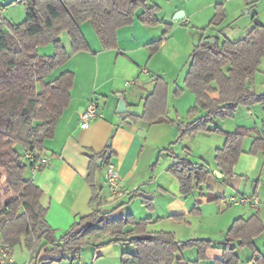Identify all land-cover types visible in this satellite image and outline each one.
Returning <instances> with one entry per match:
<instances>
[{
  "label": "trees",
  "instance_id": "1",
  "mask_svg": "<svg viewBox=\"0 0 264 264\" xmlns=\"http://www.w3.org/2000/svg\"><path fill=\"white\" fill-rule=\"evenodd\" d=\"M12 1L23 4L25 17L13 23L0 11V163L9 177L7 189L13 192L5 200L0 195V242L9 251L23 243L33 264H53L64 258L67 264H74L80 258L82 247L98 248L114 242L134 248V251L123 249L118 264H187L178 254L193 247L196 257L191 263L199 264L206 258V250L212 247L209 240H177L169 231L150 230L149 225L156 219L135 218L132 214L111 219L110 210L99 207L101 191L96 189L93 173L97 169V160L105 167L110 162L107 151L88 156L85 178L92 191L90 203L94 208L77 217L59 237L46 220L47 207L40 200L42 189L24 175L29 168L25 154L43 155L45 140L53 138L56 123L70 103L73 72L63 71L53 79H46L70 57L60 34L67 33L71 52L88 50L80 30V25L88 22L102 49H112L116 47L117 30L130 25L136 17L144 26L166 25L161 37L148 44L155 50L165 39L170 26L158 16V5L150 0ZM139 9L141 11L136 15ZM223 17L222 3H218L209 25L218 24ZM253 18H256L255 14ZM210 38L214 39L213 43L208 41ZM49 43L53 45V54L39 55L37 47ZM263 56L264 23L257 19L249 31L236 40L201 35L192 47L183 79L184 89L194 96V104L186 112L189 120L175 122L168 118L167 83L160 76L154 78L152 90L144 97L142 113L127 112L124 115L150 124L175 123L179 135L170 145L199 131L222 132L224 141L214 152L215 167L223 176H232V167L243 151L242 143L246 137L252 136L247 152L260 153L264 157V129L241 126L224 132L214 122L231 116L239 106L264 103V89L256 92L250 86ZM182 90L176 88L173 93L178 95ZM200 111L202 114L196 116ZM163 150L169 152L170 146L160 151ZM171 155L173 161L168 172L178 181L182 196L199 189L212 172L204 160ZM157 158L150 166L151 172ZM208 199L218 200L219 197ZM140 203L153 209L148 198L141 197ZM175 218L183 219V216ZM262 233L264 223L257 213L247 218H235L225 233L220 258L211 264H240L238 251L243 248L252 250L249 262L264 264V256L256 252L253 245L254 238ZM52 253L58 256H51Z\"/></svg>",
  "mask_w": 264,
  "mask_h": 264
},
{
  "label": "crops",
  "instance_id": "2",
  "mask_svg": "<svg viewBox=\"0 0 264 264\" xmlns=\"http://www.w3.org/2000/svg\"><path fill=\"white\" fill-rule=\"evenodd\" d=\"M218 1L211 0L208 6L222 3ZM229 1L231 0H223ZM258 1L231 2L237 9H242L255 6ZM150 2L159 4L154 0ZM166 3L170 7L167 8L164 21L170 23V29L155 50L148 44L161 37V26H144L136 17L130 25L117 30L116 47L112 49H102L88 22L80 25L88 50L71 52L67 33L60 34V40L70 57L46 79H53L63 71L73 72L71 99L56 123L53 138L44 142L43 155L50 157V164L34 174L30 172V178L43 191L40 200L47 207V222L54 228L55 234L61 236L77 217L91 212L94 208V204L90 203L92 191L85 178L89 166L88 156L107 151L122 187L118 193L111 191L105 180V166H98L97 160L93 182L96 189L101 191L99 207L110 210L111 219L126 214H132L135 218L156 219L148 228L169 231L177 240H209L212 247L206 250L205 259L211 264L214 259L220 258L222 241L235 218H247L257 213L264 223V157L260 153L247 152L252 139L250 135L243 140V151L232 167V176H217L211 172L199 189L182 196L178 181L168 172L173 161L171 153L187 155L191 159L195 152L197 155L194 158L207 162L206 158L222 145L224 134L220 132L212 139L215 132L199 131L170 145L179 135L175 123L168 121L150 124L140 118L133 120L124 115L127 112L135 115L142 113L144 97L152 90L154 78L160 76L167 83L168 118L175 122L189 120L186 112L194 104V96L184 89L183 79L192 47L201 35L198 36L187 27L192 13L184 10L183 19L174 22L171 15L182 7L174 3V0H166ZM3 10L0 8L2 13ZM252 10L248 8L247 14L250 17L242 25L245 31L242 36L230 38L223 30L214 32L211 36H223L229 40L243 37L253 26L254 19H257L253 18L254 14L258 15L257 12ZM140 11L141 9L137 10L136 15ZM37 52L39 55L44 52V55L49 56L48 54H53V48L49 44L38 46ZM253 79L250 86L261 92L264 89V80L260 87H256ZM176 88L183 90L175 95L173 92ZM120 98L126 105V112L122 114L116 112ZM90 100L97 103L100 116L82 129L79 127V114ZM200 114L201 111L196 116ZM230 117L216 119L214 125L224 132L234 131L241 126L259 130L260 118H263L264 124V103L254 104L245 111L243 107H238ZM192 141H195L193 145ZM168 146L169 152L160 151ZM194 146L199 153H196ZM204 151L207 153H203ZM156 158L157 163L151 172L150 166ZM214 169L218 171L216 167ZM213 196H218L219 199H208ZM246 196H256L258 205L253 207L231 200ZM141 197L151 200L152 210L140 203ZM137 201L144 208V213H140L144 215L140 217H137L139 215L133 209ZM176 216H183V219H176ZM259 236L254 238L253 245L256 252L264 256L261 242L257 243ZM125 245L127 244L123 242H114L92 248V259L95 260L93 263L110 264L112 259H118ZM249 250L251 257L252 250ZM178 256L183 257L182 254ZM247 264L254 263L248 261Z\"/></svg>",
  "mask_w": 264,
  "mask_h": 264
},
{
  "label": "rangeland",
  "instance_id": "3",
  "mask_svg": "<svg viewBox=\"0 0 264 264\" xmlns=\"http://www.w3.org/2000/svg\"><path fill=\"white\" fill-rule=\"evenodd\" d=\"M154 1L159 3L158 4V7H159L158 16L164 20V18H166L167 8L169 9L170 6L168 5V3H166V0H154ZM170 1H173V0H170ZM210 1L211 0H174V3H176L177 5L182 7V8H179V10H182V11L186 10L187 12L192 13L191 14L192 16L189 19V24L187 25V27H189L190 30H193L194 33L197 34L198 36H200V35H205V36L211 35L214 32H216V33L220 32L219 31L220 29H222L225 33L227 32V35L230 38H237V37L242 36L245 33V31H243V29H242V25L250 17L247 14L248 8L251 10L253 8L252 11H256L258 14L256 16L258 21L261 23H264V0H259L258 2H256L255 6H251V7L247 6V7H244L242 9H240V8L237 9V7L234 5V3L231 2L232 0L229 2H223V0H219V1H222V9H223L224 17H223L222 21L219 22L218 24H210L209 25V22H210L211 18L213 17V14L215 13V5L217 4V3L213 4L214 6L212 5L213 6V9H212V6L211 7L208 6ZM179 6H177V7H179ZM0 8L4 9L3 10L4 16L13 23H18V22L22 21L25 17L24 6L21 2H14L12 0H0ZM175 12L171 15L172 18H173V15L175 14ZM179 20H181V19H179ZM179 20H173V21L177 22ZM156 25L161 26L162 31L164 30V28L166 26L163 23H159ZM156 25H153V26H156ZM168 28L170 29V26ZM203 28H205V29L202 30ZM62 33H66V32L64 31ZM45 45H48V44H45ZM45 45H42V46H45ZM49 45L51 46V48H53L52 44L49 43ZM40 55H44V52H42ZM48 55H51V54H48ZM253 80H254L255 86L260 87L262 81L264 80V58L260 62L259 67H258V71L255 73ZM256 92H258V88H257ZM254 104H258V103H254ZM254 104H252V105H254ZM252 105L239 106V107H243L244 111H245L248 107H250ZM226 118H231V117L229 116ZM262 120H263V118H260V120H259V122L261 123V124L258 123L259 129H264V124H262ZM193 134H195V133H193ZM216 134H220V132H215L212 136V139L216 138L215 136H218ZM187 136H190V135H187ZM194 143H195V141L191 142L192 145ZM194 150L197 151L196 153H199L198 149L195 146H194ZM214 152H215V150H214ZM203 153H207V152L204 151ZM193 154L195 156L197 155V154H195V152H193ZM205 155H207V154H205ZM194 157H191V159L193 161H200L199 158H194ZM206 161H207V163H209V166H210V168H212V172L214 173V171H215V169H214L215 168L214 154L212 153L208 159L206 158ZM0 172L2 173V176L0 177V195L2 197V200H5L9 195L13 194V192L10 189H7V187H8L7 180L9 177L4 174V168H3V165L1 163H0ZM24 175L26 177L31 176L29 168H26ZM239 206H242V205H239ZM133 209L135 210V214L137 213L136 215H139L137 217L144 215V214H140V213H144V211L142 212V210H144V208L142 205H140L139 201H137L135 203V207H133ZM140 210H141V212H140ZM59 235H61V234H59ZM56 237H59V236L56 235ZM221 238L223 239V235L221 236ZM258 238H260V239L257 241V243L261 242V247H262L261 250L264 253V233L262 235H260ZM214 239H217V238H214ZM213 241H215V240H213ZM92 248H93L92 246L82 247L80 258L76 259L74 261V264H103L101 262L93 263V261H95V260L92 259L93 258V249ZM124 248L134 251V248L129 246V245H125ZM10 253H11V251H10ZM250 253H251L250 250L247 248H243V249L238 251V255L240 258V264H247L248 259L250 257ZM179 254H182V256L186 260L187 264H193V263H191V261L195 258L196 250H195V248H187V249L183 250L182 252H180ZM50 255L51 256H58V254H53V253ZM12 257L14 260V264H33L32 260H30V252L25 247V245L23 243L18 244V245L13 247ZM112 260L113 261H111L110 264H118L119 263V257L117 260H114V259H112ZM67 262H68L67 259L64 258V259H61L60 262H55L53 264H67ZM209 263H210V261L208 259H205V260L200 262V264H209ZM104 264H106V263H104Z\"/></svg>",
  "mask_w": 264,
  "mask_h": 264
},
{
  "label": "built area",
  "instance_id": "4",
  "mask_svg": "<svg viewBox=\"0 0 264 264\" xmlns=\"http://www.w3.org/2000/svg\"><path fill=\"white\" fill-rule=\"evenodd\" d=\"M99 116L100 113L98 111L97 103L94 100H90L86 104L83 111L79 114V127L82 129L85 128L90 121L96 119ZM25 158L29 164V170L32 174L36 173L40 169L50 164V157L35 152H27L25 154ZM105 180L113 193H118L120 191L122 185L118 180L116 170L111 162H109L105 167ZM231 200L233 202L239 201L242 203H246L253 207L258 205V199L256 196L241 197L240 199L237 200L236 198H231ZM0 264H14L12 254L8 249L5 248V246L1 242H0Z\"/></svg>",
  "mask_w": 264,
  "mask_h": 264
},
{
  "label": "water",
  "instance_id": "5",
  "mask_svg": "<svg viewBox=\"0 0 264 264\" xmlns=\"http://www.w3.org/2000/svg\"><path fill=\"white\" fill-rule=\"evenodd\" d=\"M183 17V11L182 10H178L175 12V14L173 15V20H179ZM256 21V19H254V22ZM208 41L210 43H213L214 42V39L213 38H210L208 39ZM116 112L118 114H122V113H125L126 112V105H125V102L122 98H120L118 100V104H117V109H116ZM101 164V161L98 160L97 161V165L99 166ZM214 174H216L217 176H221L222 174L219 173L218 171H214Z\"/></svg>",
  "mask_w": 264,
  "mask_h": 264
}]
</instances>
